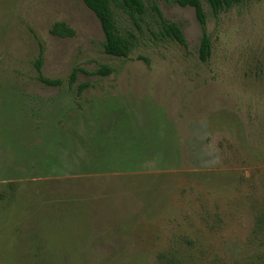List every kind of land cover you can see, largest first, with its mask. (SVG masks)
<instances>
[{
    "label": "rangeland",
    "instance_id": "rangeland-1",
    "mask_svg": "<svg viewBox=\"0 0 264 264\" xmlns=\"http://www.w3.org/2000/svg\"><path fill=\"white\" fill-rule=\"evenodd\" d=\"M202 6L205 63L171 0H146L139 28L113 8L126 59L82 0H0V264H44L30 232L50 264H264V0ZM39 41L60 86L37 80Z\"/></svg>",
    "mask_w": 264,
    "mask_h": 264
},
{
    "label": "trees",
    "instance_id": "trees-1",
    "mask_svg": "<svg viewBox=\"0 0 264 264\" xmlns=\"http://www.w3.org/2000/svg\"><path fill=\"white\" fill-rule=\"evenodd\" d=\"M171 1L173 4H176L182 8L191 7L194 9L195 17L201 31V37L198 47V58L202 63H205L210 57L211 44L209 36L206 32L207 16L203 10L202 0ZM203 1L208 5L211 14L214 17H217L221 12L228 11L232 7L237 6L242 2V0ZM82 2L91 12H93V14L99 21L101 30L104 35V42L102 44L104 54L114 58H128L133 47L131 41L132 36L130 34L129 36H124L121 34V31L117 26L113 8L121 11L133 25L139 28L140 23L143 22L144 17L148 13V8L146 7V0H82ZM150 9L154 12L155 16L157 17V24L159 26L160 34H162L169 40L177 42L180 46L186 48L187 44L183 37L181 28L177 24L166 20L156 5H152ZM49 32L52 36L60 38H69L74 36V31L63 22L54 23ZM42 63L43 47L41 42L39 41V52L37 58L34 60L33 63V66L36 71L37 80L43 85L49 87L62 85L63 82L60 79H49L43 76ZM112 72L113 69L111 67L102 66L96 71L92 72V74L105 77L110 75ZM78 73H86V71L80 68H73L68 77L69 86L75 83ZM86 86V84L79 86L78 92L80 93ZM88 172L90 173L91 171H86L82 173L88 174ZM71 208L74 207L71 206L68 211H70ZM29 234V240L35 244L31 246V251L34 252L37 250L39 252V254L36 255L37 257L34 258H39L38 262L50 264V259H47V257L45 258L44 256V254H47V252L44 250V247L41 244L39 245L35 243L37 241L35 238H33L32 232H30Z\"/></svg>",
    "mask_w": 264,
    "mask_h": 264
}]
</instances>
